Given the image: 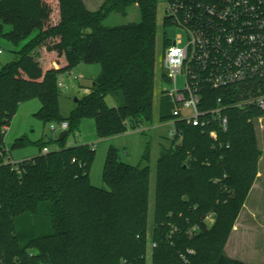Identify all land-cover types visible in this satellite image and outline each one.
Masks as SVG:
<instances>
[{
    "label": "trees",
    "instance_id": "trees-1",
    "mask_svg": "<svg viewBox=\"0 0 264 264\" xmlns=\"http://www.w3.org/2000/svg\"><path fill=\"white\" fill-rule=\"evenodd\" d=\"M55 1L53 7L52 0H0V37L22 44L0 69V153L6 155L4 135L21 103L37 99L40 107L33 117L43 125H68L61 141L14 140L10 151L35 145L39 153L34 157L16 165L0 158V264H145L149 148L143 166H130L110 147L103 167L105 190L89 180L94 146L66 141L86 119L101 139L152 119L157 1L104 0L97 11L84 0ZM134 6L138 23L103 25L111 14L126 17ZM160 44L170 45L165 35ZM41 53L45 62L40 63L35 59ZM80 64H98L101 71L64 117L57 80ZM259 92L264 93V81L203 93L202 109L214 108L218 98L226 107L227 130H216L215 139L211 127L175 122L177 134L162 147L156 164L151 264H248L229 260L223 248L262 155L253 120L264 110L237 105ZM107 96L116 107L107 105ZM160 100L159 121H170L172 105ZM52 144L56 149L41 154ZM209 215L214 222L208 228ZM193 227L198 231L189 236Z\"/></svg>",
    "mask_w": 264,
    "mask_h": 264
},
{
    "label": "rangeland",
    "instance_id": "rangeland-1",
    "mask_svg": "<svg viewBox=\"0 0 264 264\" xmlns=\"http://www.w3.org/2000/svg\"><path fill=\"white\" fill-rule=\"evenodd\" d=\"M54 1V2H53ZM104 0H84L86 7L90 11H97ZM157 7V46H156V75H155V93L153 116L148 122L134 130H128L123 134L111 138H98L95 132L94 122L92 120H83L77 133L67 137V145L90 144L94 146V159L89 172V180L92 186L107 190L103 181V167L107 152L110 147L118 152L121 162L130 166H143L142 157L146 148L150 151V192H149V229L146 241V260L145 264H151V221L154 209V188L156 164L162 147L167 148L174 138L172 126L166 124L168 121H159V106L161 100L167 97L164 89H170L171 84L163 78V56L167 46L162 47L160 42L163 35L169 42L175 41L181 31L169 26L168 21L164 19L163 0H156ZM52 6H56V1L52 0ZM55 19V18H53ZM140 16L137 8L134 6L129 9L127 16L111 14L103 25L108 28L126 25L129 23H138ZM165 27V28H164ZM14 46L7 40L0 37V69L3 65L11 62L15 58V52L21 48ZM36 61L45 62L41 55ZM47 63L51 59L47 57ZM44 64V63H43ZM101 68L98 64H80L73 70L62 74L63 88L60 89V113L62 116H68L74 108V100L87 95L93 79L100 74ZM180 83V79L178 80ZM162 93L160 94V92ZM162 97V98H161ZM109 107H116L117 102L113 97L107 96L105 99ZM168 98L164 101L167 106ZM40 107L37 99L21 103L14 114L10 126L4 135V144L8 152L10 162L18 161L21 157H34L39 153L35 145L28 146L20 150H11L10 147L15 139L27 137L31 142H37L41 139L54 140L58 136V131L53 133L51 127L58 128V124H46L33 117V114ZM256 133L257 145L262 155L258 160V172L262 176L257 177L247 193L242 205L240 206L233 225L229 230L223 253L229 260H238L248 264H264V115L253 120ZM56 145L48 146L49 149H56ZM214 215H209L205 219L206 227L212 226Z\"/></svg>",
    "mask_w": 264,
    "mask_h": 264
},
{
    "label": "built area",
    "instance_id": "built-area-1",
    "mask_svg": "<svg viewBox=\"0 0 264 264\" xmlns=\"http://www.w3.org/2000/svg\"><path fill=\"white\" fill-rule=\"evenodd\" d=\"M163 3L164 19L181 31L165 49L162 61L165 80L171 84L170 89L163 90L172 105V119L166 124L172 126L174 134H177L176 121L203 130L211 127L209 135L215 139L216 130H227L226 107L218 98L214 108L202 109L203 93L264 81V0H163ZM61 78L62 75L57 80L59 89L63 88ZM245 104H255L264 110V93L259 92L237 106ZM67 128V123L61 122L58 128L51 127V131H58L59 136ZM49 151L45 147L41 154ZM5 152L6 155L0 153L4 163L16 165L18 162H10ZM197 231L193 227L188 234L193 236Z\"/></svg>",
    "mask_w": 264,
    "mask_h": 264
},
{
    "label": "water",
    "instance_id": "water-1",
    "mask_svg": "<svg viewBox=\"0 0 264 264\" xmlns=\"http://www.w3.org/2000/svg\"><path fill=\"white\" fill-rule=\"evenodd\" d=\"M74 102H76V100H74ZM66 135H67V132H66V131L61 132V133L59 134L57 140H58V141H61L62 139H64V138L66 137Z\"/></svg>",
    "mask_w": 264,
    "mask_h": 264
},
{
    "label": "crops",
    "instance_id": "crops-1",
    "mask_svg": "<svg viewBox=\"0 0 264 264\" xmlns=\"http://www.w3.org/2000/svg\"><path fill=\"white\" fill-rule=\"evenodd\" d=\"M26 158H31L30 156H24V157H21L20 159H18V161L16 162H19V161H22L23 159H26ZM263 173H261V171L258 172V176H262Z\"/></svg>",
    "mask_w": 264,
    "mask_h": 264
}]
</instances>
